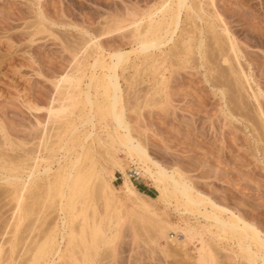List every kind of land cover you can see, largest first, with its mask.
I'll list each match as a JSON object with an SVG mask.
<instances>
[{"label":"rangeland","instance_id":"1","mask_svg":"<svg viewBox=\"0 0 264 264\" xmlns=\"http://www.w3.org/2000/svg\"><path fill=\"white\" fill-rule=\"evenodd\" d=\"M158 21L160 45L138 51ZM114 52L116 110L130 136L168 174L178 171L202 197L197 206L169 185L161 193L143 170L126 176L141 163L113 130L104 81ZM68 94L62 115L48 113ZM0 160V264H77L83 248L72 236L95 220L104 232L95 264H260L252 240L211 216L227 221L231 211L264 238V0H0ZM78 169L91 178L72 210L64 204ZM126 177L142 201L127 195ZM48 235L52 248L38 259Z\"/></svg>","mask_w":264,"mask_h":264},{"label":"bare ground","instance_id":"2","mask_svg":"<svg viewBox=\"0 0 264 264\" xmlns=\"http://www.w3.org/2000/svg\"><path fill=\"white\" fill-rule=\"evenodd\" d=\"M177 2V1H176ZM184 3V0H178V4L179 5H182ZM192 10V9H191ZM177 12V11H176ZM179 12V11H178ZM123 15V14H122ZM131 15V14H130ZM188 15V14H187ZM133 16V15H132ZM206 18V17H205ZM114 19V18H113ZM116 19V18H115ZM121 19V18H120ZM203 19V18H202ZM119 21V20H118ZM163 22V21H162ZM107 23V22H106ZM116 23V22H115ZM108 24V23H107ZM112 26V25H111ZM207 26V25H206ZM213 26V25H212ZM120 27H122V26H120ZM161 29H162V23L160 22V21H158V22H155V23H153V24H151V25H148V27L146 28V32H149L150 33V37H149V39L148 40H144V39H142V46L141 47H139L138 48V51L139 50H141V51H144L145 49H147L148 47L150 48V47H152V46H157L158 44L160 45V43H161V35H160V31H161ZM97 34V33H96ZM95 34V35H96ZM134 35V34H133ZM188 37V36H187ZM191 37V36H190ZM216 37V36H215ZM133 40V39H132ZM163 42V41H162ZM189 48V47H188ZM134 50V49H133ZM137 50V49H136ZM89 54V53H88ZM147 54V53H146ZM162 54V53H161ZM121 53H118V52H114L113 53V55L112 56H114V58H115V61L114 62H112L111 64H110V67L111 68H113L115 65H118V63H119V61H120V59H121ZM165 55V54H164ZM144 56H146V55H144ZM163 56V55H162ZM99 62V60H96L95 62ZM160 61V60H159ZM81 62V61H80ZM93 65H94V63H93ZM86 66V65H85ZM104 67H107V66H105L104 65ZM117 67V66H116ZM109 70V69H108ZM113 70V72H112V74L113 75H107V79L108 80H106V81H104V82H106V85H105V89L108 91V89L111 91V94H110V97H109V111L111 112V114H112V117H113V119H114V122H115V129L113 128V130L116 132V134L118 135H116L117 137H119V139L120 140H117V141H119L120 142V145H122L123 146V148H124V150H125V152L128 154V156H135V157H137L139 160H140V163H141V165L140 166H138V165H135V164H131L130 166H133V168L135 169V171L137 172V174L139 175L140 173H142V170H143V172L145 173V174H147L149 177H151L152 179H153V181L156 183V185H157V187H158V189H159V191L161 192V193H163V194H166L165 192L167 191V186L169 185V187L171 188V191H176V192H179L181 195H185L186 196V202L185 203H187V202H189V203H191V204H193L192 205V207L194 206V205H198L200 202H201V200H203V199H201L202 197H199V198H197L196 196H195V199L190 195V193H189V191H191V190H189V187L187 186V184H185V183H183V182H181L182 180H179L178 179V177L176 176V174H178L177 172L178 171H174V172H172L171 174H168L164 169H163V167L160 165V164H158L157 162H155V161H153V160H151V158H150V156L148 155V153L146 152V150L142 147V145L137 141V140H134L133 139V137H131L130 136V133H129V128H128V126L129 125H127L126 123H125V121L122 119V117H121V113L119 112V111H117L116 110V99H115V91H117L116 89H117V83H116V80L114 79V78H112V77H114V73H115V71H114V68L112 69ZM66 75V74H65ZM64 76V75H63ZM69 76V75H68ZM68 76H64L62 79H61V81L63 80V81H65V84L67 83V85L65 86V87H67L68 88V90L70 89V88H72L73 87V89H74V86L76 87V85H77V81H76V79L74 78H69ZM76 76V75H75ZM79 76V75H78ZM112 76V77H111ZM61 78V77H60ZM77 78V77H76ZM60 81V82H61ZM63 84H64V82H62ZM79 83V82H78ZM58 84H61V83H58ZM57 84V85H58ZM63 84L61 85V88H62V86H63ZM64 84V85H65ZM89 84V83H88ZM105 84V83H104ZM56 85V86H57ZM60 86V85H59ZM58 87V86H57ZM56 87V88H57ZM104 87V86H103ZM67 88L65 89V90H67ZM80 89V88H79ZM61 90V89H60ZM64 90V91H65ZM63 91V92H64ZM67 92V91H66ZM65 93V92H64ZM68 93V92H67ZM77 93V92H76ZM71 94H72V91H71ZM75 95V94H74ZM256 95V94H255ZM62 96V95H61ZM73 96V95H72ZM253 97H254V95H253ZM72 98L73 97H71V96H69V94L68 95H66V96H64V97H62V99L61 100H63L64 99V101H62V102H60L59 104H61V105H59V107H57L56 109H54L53 107H55V106H53L52 108H49L50 109V111H49V109H48V113H50L51 111H52V115L53 116H56V115H54V114H57V116L56 117H58V113H59V115L61 114V112L63 111V110H65L67 107H69V105H71L72 104ZM76 98V97H75ZM84 99H85V101L87 102V103H90L91 102V100H90V98H89V95L87 94V93H85L84 94V97H83ZM74 101V100H73ZM75 101H77L76 99H75ZM78 103V102H77ZM58 104V103H57ZM100 104V103H99ZM76 105V104H75ZM108 106V105H107ZM74 107V106H73ZM54 109V110H53ZM71 110V109H70ZM122 111V110H121ZM66 114V113H65ZM62 115V114H61ZM50 116V115H49ZM87 120V119H86ZM91 123V122H90ZM91 126V125H90ZM117 129H122V133L120 132V133H118V131H117ZM114 132V133H115ZM89 136V135H88ZM100 137V136H99ZM111 137H112V134H111ZM115 137V136H114ZM113 138V137H112ZM115 139V138H114ZM112 141H114V140H112L111 139V142ZM52 143V142H51ZM50 142H49V145L51 144ZM53 144V143H52ZM58 144V143H57ZM106 144V143H105ZM47 146H49L48 145V143L46 144ZM46 146V147H47ZM51 146V145H50ZM48 147V148H50V150H51V148L52 147ZM53 146V145H52ZM47 148V149H48ZM58 149V148H57ZM49 150V149H48ZM88 150V149H87ZM88 152V151H87ZM54 156V155H53ZM85 156H87V154L85 155ZM4 158V157H3ZM91 158V157H90ZM77 160H78V158L76 157V160L75 161H71V164H72V166L71 167H75V165H76V162H77ZM85 160V159H84ZM111 160H112V158H111ZM2 160H0V162H1ZM5 164V163H4ZM93 164V163H92ZM95 164V163H94ZM113 166H119L120 165V163H119V165H118V163L115 161V159H114V162H113ZM9 165V164H8ZM32 165V164H31ZM91 165V164H90ZM151 165L154 167V170L151 168ZM12 166V165H11ZM22 166V165H21ZM21 166H19V167H21ZM28 166V165H27ZM80 166V165H79ZM112 166V167H113ZM71 167H70V169H71ZM77 167V166H76ZM84 167V166H83ZM15 168V167H14ZM22 168V167H21ZM89 168V167H88ZM93 169H94V167H92ZM92 168H91V170H92ZM100 168H102V167H100ZM100 168L98 169V171L100 170ZM119 168V167H118ZM11 169V168H10ZM17 169V168H16ZM73 169V168H72ZM81 169H83V168H81ZM96 169V170H97ZM5 170H7V169H5ZM11 170H13V169H11ZM22 170V169H21ZM69 170V169H68ZM67 170V171H68ZM94 171L95 173H96V178L97 179H95V180H97L98 181V185H97V187H98V189L97 190H101L102 189V191H104L103 189H106V187H107V183L105 182V178L103 179L102 178V173L101 172H98V171ZM15 171H18V170H14V173H15ZM20 171V170H19ZM66 171V170H65ZM76 171V170H75ZM83 171V170H82ZM82 171L81 170H79L78 169V171H76L75 172V174H74V176H73V174H71L70 172H66V174H67V178L68 177H71V176H73V181L70 183L72 186H71V188H69L68 187V184H66V183H68V181L65 183L67 186H66V188L68 187L69 189H72L71 191H72V193L70 192V197H69V205L67 206V205H65L64 203L66 202V201H68V200H64L65 202L63 203L64 204V206H66L67 208H70L71 206V208H72V210H73V207L74 206H76L75 204H76V202H79V200H81L82 199V197H81V199L79 198V195H80V190H78L79 188H85L84 187V185H87L88 183V179H90L91 178V176L90 175H92V173H94L93 172V170H92V173L91 174H89L88 176H90V178L88 177V179H85V178H87L86 176H87V174L85 175V174H83L82 173ZM86 172L87 171H89L88 169H86L85 170ZM84 171V172H85ZM101 171V170H100ZM91 172V171H90ZM90 172H88V173H90ZM19 173V172H18ZM74 173V172H73ZM31 174V173H30ZM30 174H28L29 176H30ZM65 173H64V175H66ZM112 174V173H111ZM110 174V175H111ZM64 175L62 174V176L61 177H64ZM10 177H11V175H9ZM32 176V175H31ZM127 177H129V175H126ZM15 178H17V176L15 175L14 176ZM19 177H20V175H19ZM60 177V178H61ZM125 178L124 179V181H125V183H126V193H127V195L129 194L130 195V198L133 196V197H137V198H141L140 197V194L141 193H138L136 190H135V188H134V186H133V184L131 183V181L128 179V178ZM64 178H66V176L64 177ZM81 178H82V181H81ZM85 179V180H84ZM63 178H62V183H63ZM67 180H69V178L67 179ZM71 181V180H70ZM35 182V181H34ZM56 182V181H55ZM26 183V182H25ZM29 183V182H28ZM28 183H26V184H28ZM12 184V183H11ZM37 184V183H36ZM35 184V185H36ZM64 183H63V185L62 186H64L65 185ZM24 185V184H23ZM34 185V186H35ZM89 185H90V183H89ZM20 186H22V185H20ZM61 186V185H60ZM36 187H37V185H36ZM87 187V186H86ZM96 187V186H95ZM18 188H19V186L17 187V189H16V194H17V196L19 197V191H21V190H19V191H17L18 190ZM24 188V187H23ZM22 188V189H23ZM38 188V187H37ZM67 188V189H68ZM20 189V188H19ZM25 189H26V187H25ZM62 189V188H61ZM95 189V188H94ZM109 189V188H108ZM108 189H107V191H108ZM169 189V188H168ZM36 191V190H35ZM79 191V192H78ZM82 191V190H81ZM84 192H85V189L83 190ZM33 192V191H32ZM60 192V191H59ZM84 192H82V193H84ZM96 192V191H95ZM167 192H170L169 190L167 191ZM35 193V192H34ZM34 193H33V197H34ZM50 193V192H49ZM63 193V192H62ZM76 193H77V195H78V193H79V195L78 196H74V194L76 195ZM179 193H177V194H179ZM37 194V193H36ZM52 194V193H51ZM67 194V193H66ZM66 194H63V195H66ZM86 194V192L84 193V195ZM99 194V193H98ZM175 194V193H174ZM50 195V194H49ZM68 195V194H67ZM66 195V196H67ZM83 194H82V196H84ZM94 195V194H93ZM170 195V194H169ZM21 196V195H20ZM23 196V195H22ZM65 196V197H66ZM85 196H87V195H85ZM36 197V196H35ZM64 197V196H63ZM73 197H78V200L76 199V201L75 200H73L74 201V205H71L70 203H72L73 201H71V199H73ZM17 198V197H16ZM66 198H68V197H66ZM84 198L85 197H83V199H82V201L84 200ZM185 198V197H184ZM20 199H21V197H20ZM20 199L19 198H17V200H19V203H20ZM59 199V198H58ZM141 201H142V199H140ZM31 201H33V199L31 200ZM34 201H35V198H34ZM207 201V200H206ZM29 202V201H28ZM27 203V202H26ZM25 203V204H26ZM34 203V202H33ZM81 203V202H80ZM188 203V204H189ZM28 204V203H27ZM30 204V203H29ZM28 204V205H29ZM39 204V203H38ZM67 204V203H66ZM79 204V203H78ZM187 204V205H188ZM191 204H189V206L191 205ZM17 205H18V203H17ZM19 206V205H18ZM21 206V205H20ZM58 206V205H57ZM90 206V205H89ZM88 206V207H89ZM213 206V205H212ZM23 207H24V205H23ZM29 207V206H28ZM65 207V208H66ZM202 207V206H201ZM18 208V207H17ZM16 208V209H17ZM25 208V207H24ZM31 208V207H30ZM29 208V209H30ZM77 208H79V207H77ZM77 208H75L74 207V209L76 210ZM214 208V207H213ZM21 209V208H20ZM20 209L18 208V212L20 211ZM33 209V208H32ZM31 209V210H32ZM217 209H219L220 211H225V209L224 208H218L217 207ZM27 210H28V208H27ZM70 210V209H69ZM24 211H25V214L27 215H29V213H30V210H28L27 212H26V210L24 209ZM226 211H227V209H226ZM70 212H72V214L71 215H73L74 214V211H71L70 210ZM203 212H205V211H203ZM33 213V212H32ZM93 213V212H92ZM211 214H212V212H211ZM19 216V215H18ZM85 216V215H84ZM92 216V215H91ZM22 217V216H21ZM72 217V216H71ZM206 217V216H205ZM211 217H213V221L215 222L214 224L218 227V229H219V227L220 228H222V229H224L225 231L226 230H228L229 232H237V233H239V235L241 234V233H243V234H241L242 235V237H244V240L246 239V240H252V246H254L255 247V251H256V249H261L262 251V254H261V260L262 261H260L261 263L260 264H264V238H262V237H260V235H259V231L254 227V226H252V225H250V224H248L246 221H244V220H242L241 218H239V216H236L235 215V213H233V212H231L230 211V213H229V216H228V219H227V221L226 220H222V219H220V217L217 215V214H214L213 213V215L211 216ZM87 218V217H86ZM21 219V218H20ZM19 220V219H18ZM22 220V219H21ZM90 220V219H89ZM92 221H93V219H92ZM16 222H18V221H16ZM20 222V221H19ZM35 223V222H34ZM86 223V226H87V223L89 224V223H91V220H90V222H85ZM77 224V223H76ZM30 225V224H29ZM83 225V224H82ZM91 225V226H90ZM90 225H88V227H89V232H87L86 233V227H85V229H84V226H85V224L83 225V227L81 226V229L83 230L84 229V231H83V233H84V235H82L80 232H79V234L80 235H78L77 234V236H72L71 238V243L73 244V247L74 246H79V249H80V247L82 246V248H83V250H81L80 251V253H79V255L78 256H80V254H81V256L78 258V257H76V254H75V252L76 251H74L73 250V248L71 249V251L73 252L74 251V253H72V256H70V260L72 261V262H74V263H77V259H79L80 260V262H78V263H81V264H95L94 262L96 261L95 260V258H96V256L98 255V249H99V247H100V243L102 242V239H103V237L101 236V234L102 233H104V232H100V225H99V222H98V225H97V222H96V220H95V223L94 222H92V224H90ZM35 226V225H34ZM160 226V225H159ZM169 226V225H168ZM74 227V226H73ZM162 227H163V225H162ZM161 227V228H162ZM170 227V226H169ZM34 228V227H33ZM52 228V227H51ZM160 228V227H159ZM32 229V228H31ZM167 229H168V227H167ZM33 230V229H32ZM192 230V229H191ZM74 231V230H73ZM88 231V230H87ZM161 231V230H160ZM166 231V230H165ZM222 231V230H221ZM224 231V232H225ZM47 232V231H46ZM227 232V231H226ZM86 233V234H85ZM101 233V234H100ZM161 233H162V231H161ZM47 234V233H46ZM197 234V233H196ZM109 235V234H108ZM49 236V235H48ZM51 236V235H50ZM50 236H49V238H47V239H45V240H43V241H41V243L39 244V246L38 247H36L37 248V250H36V248H35V251L34 252H36L39 256H37V258L39 259L41 256H44V254L45 255H47V252L49 251V249L50 248H52V247H50L51 246V243H53L52 241H54V238H53V240H52V238H50ZM190 236V235H189ZM192 236V235H191ZM190 236V237H191ZM112 237V236H111ZM241 237V238H242ZM39 238V237H38ZM46 238V237H45ZM36 240V239H35ZM38 240V239H37ZM105 242H112L111 241V239H108V238H106V240H105ZM34 243V242H33ZM33 243H31V244H33ZM202 243V242H201ZM240 243V242H239ZM253 243H254V245H253ZM15 244V243H14ZM35 244V243H34ZM108 245V244H107ZM241 245H242V242H241ZM246 244H244L243 245V247L242 248H244V250H245V252L248 254V256H252V254H253V251L254 250H251L249 247H248V244L245 246ZM53 246V245H52ZM69 247V246H68ZM111 247V246H110ZM28 248V247H27ZM68 250H69V248H68ZM75 250H76V248H75ZM51 251V250H50ZM70 251V250H69ZM258 251V250H257ZM260 252V253H261ZM36 253H34V255L36 254ZM49 254V253H48ZM109 254V253H108ZM199 254V253H198ZM103 255V254H102ZM67 256V255H66ZM105 256V255H104ZM203 256H204V254H203ZM34 257H36V255L34 256ZM98 257V256H97ZM200 257V256H199ZM102 257H100V259H101ZM118 258V257H117ZM33 259V258H32ZM38 259H35L36 261H33V262H37V260ZM41 259V258H40ZM47 259V258H46ZM97 259V258H96ZM205 260L204 261H206L207 262V260H206V258H204ZM254 258H253V256H252V260H253ZM107 260V259H106ZM200 260V259H199ZM42 262H43V260H42ZM25 263V262H24ZM77 263V264H78ZM102 263V262H101ZM107 263V262H106ZM29 264V263H28ZM34 264V263H33ZM118 264H119V262H118Z\"/></svg>","mask_w":264,"mask_h":264},{"label":"built area","instance_id":"3","mask_svg":"<svg viewBox=\"0 0 264 264\" xmlns=\"http://www.w3.org/2000/svg\"><path fill=\"white\" fill-rule=\"evenodd\" d=\"M127 173L129 175V177L132 179V180H135L137 179L139 176L137 174V172L135 171V169L133 168V166H130L128 169H127Z\"/></svg>","mask_w":264,"mask_h":264},{"label":"trees","instance_id":"4","mask_svg":"<svg viewBox=\"0 0 264 264\" xmlns=\"http://www.w3.org/2000/svg\"><path fill=\"white\" fill-rule=\"evenodd\" d=\"M143 189V188H142Z\"/></svg>","mask_w":264,"mask_h":264}]
</instances>
